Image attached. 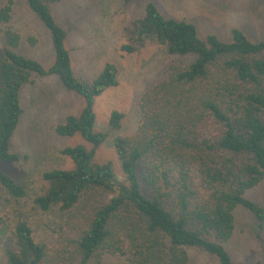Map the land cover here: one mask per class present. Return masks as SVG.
I'll list each match as a JSON object with an SVG mask.
<instances>
[{"label":"trees","instance_id":"trees-1","mask_svg":"<svg viewBox=\"0 0 264 264\" xmlns=\"http://www.w3.org/2000/svg\"><path fill=\"white\" fill-rule=\"evenodd\" d=\"M25 1L50 32L55 60L47 69L17 52L22 38L10 26L13 0L0 9V166L19 159L11 144L23 115L21 91L35 77L57 76L82 98L80 113L68 115L54 131L85 143L63 149L74 168L45 173L48 188L33 201L42 212H73L75 233L54 248L38 242L19 214L5 245L7 264H103L106 253L127 255L124 264H236L226 248L236 211L248 210L264 229V203L247 196L264 182V40L253 42L239 29L232 30L231 42L212 34L202 38L194 23L166 18L149 2L127 29L132 44L122 50L133 53L151 42L170 56L193 60L172 65L143 94L135 134L115 138L124 177L119 181L113 163L96 155L109 133L123 128L125 116L113 111L101 132L95 111L96 99L119 85L117 67L107 63L94 79L77 75L68 33L50 8L60 0ZM0 185L15 199L27 195L26 185L3 171ZM100 192L111 199L96 200ZM81 206L89 212L76 223ZM117 226L126 231L128 250L113 240ZM190 250L205 255V262L194 261Z\"/></svg>","mask_w":264,"mask_h":264},{"label":"rangeland","instance_id":"rangeland-1","mask_svg":"<svg viewBox=\"0 0 264 264\" xmlns=\"http://www.w3.org/2000/svg\"><path fill=\"white\" fill-rule=\"evenodd\" d=\"M10 0H0V9ZM11 28L21 38L20 54L37 59L49 69L55 60L50 32L30 10L25 0H13ZM154 2L166 18L185 20L196 25L199 36L215 35L224 42L232 41V30L243 31L257 42L264 40V0H60L50 8L58 24L67 33L74 69L79 76L96 78L107 63L118 69L119 85L96 99L97 130L107 131L113 111L124 114V126L109 138L97 151V161L113 163L118 180L123 181L121 163L114 147L116 137L135 134L141 122L140 101L152 86L167 77L172 65H186L193 58H179L167 54L166 49L147 42L129 53L122 50L132 44L127 29L144 16L146 6ZM2 26L0 25V29ZM23 115L14 134L11 151L17 154V162L0 166L3 171L27 187V195L13 198L0 185V264H7L5 245L13 231L19 214L31 225L38 242L58 249L65 238L75 233L72 213L55 207L42 212L34 205V199L48 188L44 174L54 169L71 170L72 161L62 154L63 149L84 144L80 136L62 137L54 128L70 115H77L83 108V100L68 91L57 76L35 77L34 83L21 91ZM194 180L200 185L201 176L195 171ZM96 200L107 202L111 194L100 192ZM264 203V182L247 195ZM89 210L84 206L75 210L76 223L84 220ZM129 222V219L125 218ZM130 223V222H129ZM128 223H126V226ZM126 231L117 226L113 240L122 250H128ZM236 264H264V229L248 210L236 211V228L226 244ZM192 259L205 262L201 252L189 251ZM127 255L106 253L103 264H124Z\"/></svg>","mask_w":264,"mask_h":264}]
</instances>
